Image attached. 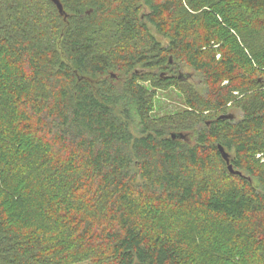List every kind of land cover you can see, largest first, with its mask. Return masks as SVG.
Returning a JSON list of instances; mask_svg holds the SVG:
<instances>
[{
    "label": "trees",
    "instance_id": "trees-1",
    "mask_svg": "<svg viewBox=\"0 0 264 264\" xmlns=\"http://www.w3.org/2000/svg\"><path fill=\"white\" fill-rule=\"evenodd\" d=\"M59 2L0 0V264H264V0Z\"/></svg>",
    "mask_w": 264,
    "mask_h": 264
},
{
    "label": "rangeland",
    "instance_id": "rangeland-1",
    "mask_svg": "<svg viewBox=\"0 0 264 264\" xmlns=\"http://www.w3.org/2000/svg\"><path fill=\"white\" fill-rule=\"evenodd\" d=\"M140 15V19H143V14H139ZM146 26L149 28L150 32L155 36V38L157 40H160L161 43L165 44L167 40H165L164 38H162L160 36V34L156 31L155 28H153L152 26H150L148 23H146ZM217 57H219V55H217ZM190 70L187 68H183L181 69L180 73L182 74H186L189 73ZM197 79H192V83L196 84ZM141 85H143L144 87H149V84H147L144 81L139 82ZM188 107L185 105L184 103V98H183V94L179 89L176 88H168L167 90H160V89H156L155 91V107L154 110L152 112V116L156 117V118H160V117H164V116H168V115H174V114H178V113H182L183 111L187 110ZM227 113H235L236 117L239 116V112H234L233 110H231L230 107H228V111ZM78 264H90L88 262H82V263H78Z\"/></svg>",
    "mask_w": 264,
    "mask_h": 264
},
{
    "label": "water",
    "instance_id": "water-1",
    "mask_svg": "<svg viewBox=\"0 0 264 264\" xmlns=\"http://www.w3.org/2000/svg\"><path fill=\"white\" fill-rule=\"evenodd\" d=\"M49 1L52 2L56 6L60 15H64V11H63L62 5L59 2V0H49ZM139 72H140L139 70H136V73H139ZM188 76L189 75L180 74L179 79L188 78ZM220 118L221 119H233L234 116L232 114H225V115L220 116ZM171 138L172 139H184L185 135H183L182 133H172ZM218 150H219V153H220L222 159L227 164L228 171L233 175H241V173L239 171L234 170L233 167L230 165L229 155L226 153V151L221 146H218Z\"/></svg>",
    "mask_w": 264,
    "mask_h": 264
}]
</instances>
